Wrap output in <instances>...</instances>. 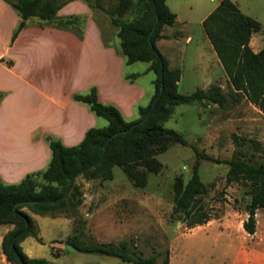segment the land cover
I'll return each instance as SVG.
<instances>
[{
  "label": "trees",
  "instance_id": "16d2710c",
  "mask_svg": "<svg viewBox=\"0 0 264 264\" xmlns=\"http://www.w3.org/2000/svg\"><path fill=\"white\" fill-rule=\"evenodd\" d=\"M2 1L19 18L10 45L30 19L47 24L57 21L61 27L82 26L86 20L84 16L58 18V11L67 2ZM166 1L115 0L109 8L97 1H85L93 11L102 10L111 25L117 28L118 54L124 64L145 63L149 66L148 70L155 76V93L147 107L138 108L137 118L131 122L126 121L114 106L100 103L95 87L86 93L72 95L74 102L87 107L96 118L104 119L107 126L91 128L83 140L72 147L47 136L45 142L50 150V160L44 170L28 174L16 184L7 185L0 179V226L12 227L3 235L0 244V254L8 264H46L44 259L31 258L22 250L21 243L26 238L42 243L39 229L29 213L51 217L64 214L78 224L83 223L82 219H75L84 199L81 187L76 184L78 178L87 182L112 180L113 168L119 167L134 188H145L148 174H158L162 169L157 156L174 144L187 146L182 135L163 126L176 106L199 103L203 107L215 105L226 109L245 99L264 115V48L255 53L250 47L251 38L261 30V24L244 15L233 1L221 0L203 20L202 28L227 76L229 91L224 93L221 87L213 85L207 90L180 95L177 89L181 72L171 69L156 47L162 28L172 26L176 21V15L169 10ZM5 65L10 68L13 62L7 61ZM134 78L136 76L126 79ZM3 97L0 93V100ZM117 133L120 134L113 137ZM233 142L236 148L248 143L253 152L237 148L230 159L218 163L228 166L226 186L238 184L250 188L247 219L242 226L247 234L254 235L256 212L264 210V161L254 159L255 153L264 150L259 142L237 135H233ZM195 155L191 178L185 184L180 178L175 180L171 213V220L184 223L188 229L203 226L213 219L202 201L209 189L215 188V183L204 185L198 173L201 160H213L197 150ZM79 232L77 228L75 234L65 240V244L77 252L100 254L131 264H157L155 256L137 255L129 250L126 242L86 245L79 241ZM162 264H169L168 256Z\"/></svg>",
  "mask_w": 264,
  "mask_h": 264
},
{
  "label": "rangeland",
  "instance_id": "374dc122",
  "mask_svg": "<svg viewBox=\"0 0 264 264\" xmlns=\"http://www.w3.org/2000/svg\"><path fill=\"white\" fill-rule=\"evenodd\" d=\"M58 1L69 4L74 1L85 3L86 0ZM90 1H97L101 6L103 3L105 8L115 2ZM175 1L183 3L179 15L190 26L192 38L181 70L182 81L177 89L180 95L186 96L203 90V83L211 77L206 71L207 63L199 58V54L209 56L208 48L211 46L201 21L207 11L219 2L169 0L172 9H175ZM231 1L244 15L261 24L262 28L252 37L250 47L254 52L262 50L264 0ZM94 13L96 19L102 20V14L106 16L102 10H94ZM34 22L37 19H30L29 25ZM209 64L212 66L213 63ZM132 65V69H126L127 75L133 71L142 72L147 66L145 63ZM213 65L212 75L218 79V74H221L224 78L222 68L216 63ZM139 80L145 84L147 78ZM223 91L227 93L229 87ZM207 107L192 103L174 108L163 126L182 135L187 146L174 144L158 155L162 169L158 174H148L145 188H134L122 169L114 167L112 180H76L84 199L75 219H82V224L74 222V218H66L64 214L51 217L29 213L39 229L42 243L26 238L21 244L24 253L31 258L44 259L46 264H131L100 254L77 252L66 245L65 240L79 228V241L86 245H120L126 242L129 250L137 255L155 256L157 264H162L166 256L169 264H264V210L256 212L255 234H247L242 224L247 219L250 188L238 184L226 186L228 166L218 163L230 159L237 148L253 152L248 143L236 148L233 135L255 140L264 150V115L245 99L226 109ZM106 126L107 122L100 119L99 127ZM196 150L213 160H201L198 170L204 185L215 183V188L209 189L202 201L213 219L203 226L188 229L184 223L171 220L174 183L180 178L185 184L191 178ZM254 160L264 161V151L255 153ZM11 229V226H0V243L3 235ZM0 264H8L1 254Z\"/></svg>",
  "mask_w": 264,
  "mask_h": 264
},
{
  "label": "crops",
  "instance_id": "0c3cea01",
  "mask_svg": "<svg viewBox=\"0 0 264 264\" xmlns=\"http://www.w3.org/2000/svg\"><path fill=\"white\" fill-rule=\"evenodd\" d=\"M166 4L176 15V21L162 28L156 47L169 67L181 72L187 47L192 42L190 26L179 15L181 1L173 2L175 9L169 0ZM215 8L207 11L201 25ZM70 16H84L86 20L82 26L69 27H61L57 21L50 24L37 21L30 26L28 21L10 45L19 18L0 0V59H4L0 62V93L4 94L0 100V179L4 184L19 183L28 174L47 167L50 160L47 136L72 147L83 140L88 130L100 128V119L74 102L72 95L95 87L99 102L117 108L128 122L134 121L138 108L147 107L154 96L155 76L147 64L142 72L125 73L134 66H126L118 54L117 28L104 14L102 20L96 19L94 11L84 2L74 1L57 13L58 18ZM208 54L207 57L199 54L211 76L202 88L217 85L224 90L225 72L224 78L221 74L218 79L212 75L213 64L222 68L212 46ZM7 61H12L13 66L8 68ZM133 75L136 78L126 79ZM141 77L147 78L145 84L140 82ZM181 81L182 75L178 85Z\"/></svg>",
  "mask_w": 264,
  "mask_h": 264
},
{
  "label": "water",
  "instance_id": "95a60500",
  "mask_svg": "<svg viewBox=\"0 0 264 264\" xmlns=\"http://www.w3.org/2000/svg\"><path fill=\"white\" fill-rule=\"evenodd\" d=\"M156 21H158V19H156ZM152 33H153V31L150 33V36L152 35ZM161 91H162V88H161ZM122 133H126V132H122ZM120 133H117V134H115L113 137H116V136H118ZM113 137H111L110 139H112Z\"/></svg>",
  "mask_w": 264,
  "mask_h": 264
}]
</instances>
